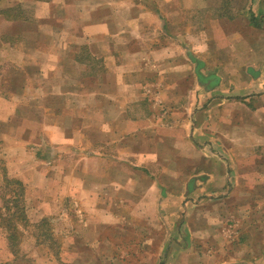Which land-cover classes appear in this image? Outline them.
Wrapping results in <instances>:
<instances>
[{
	"label": "crops",
	"instance_id": "1",
	"mask_svg": "<svg viewBox=\"0 0 264 264\" xmlns=\"http://www.w3.org/2000/svg\"><path fill=\"white\" fill-rule=\"evenodd\" d=\"M24 1L0 0V36L9 31L17 39L29 35V16L20 8ZM144 1L150 0L119 10L120 20L110 15L114 8H105L110 17L105 20L93 6L90 14L96 20L83 28L88 41L55 43L58 48L21 46L18 58L11 59L14 73L5 78L27 80L32 87H13L8 99L0 95V130L7 119L4 104L15 113L18 103L10 98L22 91L30 95L41 81L49 90L44 98L68 101L62 102L64 107L44 101V114L51 119L63 112L73 120L71 126L50 123L60 131L50 129L48 139L65 143L70 128L77 143L79 138L87 141L89 127L81 114L92 113L93 151L78 159L92 160L93 177L101 187L92 205L98 237L131 241L116 259L121 264H145L148 260L139 253L147 251L155 256L153 264H264L253 252L254 233L259 236L253 229L259 222L234 218L260 207L256 187L258 162L264 157V0H249L234 19L228 0ZM8 8L17 11L9 15ZM61 25L67 30V23ZM99 36L108 42L95 44ZM84 76L91 78L88 84L82 82ZM53 83L56 94L50 93ZM79 92L90 95L92 105L97 95L102 99L86 110L72 99ZM234 133L240 134L238 148L250 159L246 168L258 166L256 173L250 172L251 184L250 179L245 185L241 181L248 170L229 142ZM106 193L115 194L110 199L114 197L116 207L102 195ZM168 207L175 208L172 214ZM144 209L151 214L144 215ZM105 214L117 222L107 221ZM155 241H161L160 249L152 252ZM107 254L121 255L117 249Z\"/></svg>",
	"mask_w": 264,
	"mask_h": 264
},
{
	"label": "rangeland",
	"instance_id": "2",
	"mask_svg": "<svg viewBox=\"0 0 264 264\" xmlns=\"http://www.w3.org/2000/svg\"><path fill=\"white\" fill-rule=\"evenodd\" d=\"M7 1L9 3L11 0ZM139 2L140 0H132V2L130 0H28L27 2H21V11L26 16L27 14L29 16V26L25 29V31H29V35L26 34V39H17L12 37L9 31L7 33L9 35L0 36L3 39L0 40V71L3 69L2 77L0 76V95L4 99H8L11 97L9 95L11 92H8V90L13 89V87H32L27 80L19 81L18 83V81H13L12 79L9 81L10 79L5 78L7 75L11 78V74L14 73V71L10 72L16 68L13 66L15 63L11 59L18 58L16 51H19L21 46H27L28 43H31L37 49L48 44L58 48V45H54L55 43L64 42L66 46H70V44H77L80 40L83 42L88 41L90 38L85 36L86 32L83 28L85 27L84 25L93 19L94 21L96 20L90 14L93 6L99 8V15H101V19L104 18L105 20L109 17L108 13L105 12V8H114L115 12H113V15L110 13V15L112 17L116 15L117 20H120L121 17L118 16L120 14L119 10L127 8L129 10L128 6L132 3L133 8H138ZM147 2L145 4H151L152 0ZM154 2L153 0L152 4L155 5L156 2ZM228 2L233 8L232 18L234 19L239 17L235 12L245 9L249 0H228ZM16 11L17 9L8 8L7 13L13 15ZM229 18L231 17L229 16ZM65 23H67V30L63 29L61 25ZM232 23L235 25V22ZM108 39L106 36H99L95 40V44L104 43L105 45ZM37 54L38 52L35 51V55ZM80 55L85 56L82 53ZM102 78H105L104 73L101 75ZM88 79L91 78L84 76L82 82L88 84ZM40 83L42 86L39 87L40 89L36 88L37 92L34 89L33 92H30V95H26L22 91L23 95L16 96L17 99L10 98L12 102L18 103L15 113H9L7 108H10V105L4 104V116L7 119L6 121L4 120V129L0 130V213L7 214L5 206H13V201L9 196H11L10 193L14 189L10 185H5V182L2 181L4 173L9 178H18L23 185L24 193L21 199L25 206L24 216L30 225L27 227L18 226L22 234H20L18 243L16 242L17 245L13 246L11 241L7 240L8 232L6 228L3 227V224H0V264H4L5 262H8V264H121L117 260L123 257L124 253L121 252L123 248L129 247L131 241L121 240L113 242L98 237L100 233L97 234V231L94 230L95 225L93 227V224L96 223V218L93 216L95 210H93L92 205L93 201H96L95 196L97 194L95 190L101 187L97 185V178L93 177L92 160L81 159L79 161L78 159L79 157H83V155L86 157L88 153L90 155L91 151H93V138L91 136L93 116L92 113H88L87 109L97 106L102 96L97 95L94 105H92L91 96H86L85 92L72 95V99L75 97V100H73L76 101L78 106L87 110L81 114L83 116L81 120L89 127L86 130L87 139L85 138L88 142L81 143V139L79 138L77 143L76 132L68 128L66 129V133L64 132L65 136L69 138L68 141L65 143H55L50 137L49 139L47 138L48 132L52 128L55 131L60 130L51 124L60 121L62 124L71 126L73 120H70L62 111V116L58 117L59 112H57L55 117L51 116V119L44 114L42 110L44 101L47 105L54 107H64L62 102H65V105H67L68 101H57L56 97H53L54 95L51 98H48V95L44 98L45 94L49 92V90L46 91L48 85L46 83L43 84L44 81ZM51 88L54 89L53 92H50L51 94L58 93V87H56L55 83L52 84ZM60 90L62 92L66 91V89ZM97 93L104 96V92ZM95 116L98 118V114ZM243 135L246 134L243 133ZM239 136L240 134L235 135L234 133L229 137L231 147L236 145L237 149L242 146V144L237 145L239 143ZM261 148L264 149V146H261ZM237 153L243 158L241 160L244 166L243 170L249 171L246 172V177L242 176L243 173L241 174V181L245 185L247 179H250L251 170L255 171V168L258 166H255L254 160L255 165L251 169H247L246 167L250 165V159H247L248 155L245 153V150L238 148ZM261 156H264L263 151L261 152ZM258 163L260 176L257 179L258 184L256 188L260 192L259 194L257 193L260 196V207L256 208L253 213L244 212L243 215H236L234 218L241 219L245 217L249 223L251 220L255 223L256 221L259 222L257 228L254 227L253 229L255 232L259 230V236L254 233L253 252L260 254L257 259H260L258 261L263 263L264 157H260V162ZM255 180H253V185L257 183V180ZM248 183H252L251 179L248 180ZM14 191L20 192V189H15ZM102 195L110 199V196L112 197L115 194L106 193ZM112 200L110 199L111 205L116 207ZM174 206L176 207V205ZM166 209L172 214L171 212L175 208L168 207ZM142 211L144 215L151 214L149 210L144 209ZM202 211L206 215L205 212L207 210ZM223 211L226 214L229 212L228 210ZM105 215L107 217L104 219H107V221L117 222V218L112 215ZM222 216L224 217L223 212ZM42 221L46 222L43 223ZM39 222L43 223H41L40 228L35 227L34 224ZM225 229L227 230L226 227ZM223 233V236H229L228 232ZM101 234L105 239H108L106 233ZM96 235L97 238L95 237ZM249 242H251V236H249ZM160 244L161 241H155L151 244L152 252L155 250L159 251ZM11 247L18 253L17 256H13ZM110 249H117L121 255L118 258L109 256L107 251ZM139 254L144 257L143 259L148 260L145 264H153L154 255H151L148 251L145 253L140 252ZM140 257L136 256L135 258ZM130 259L131 261L133 260V258ZM251 259L252 257H249L248 260L250 261ZM159 260H162V258Z\"/></svg>",
	"mask_w": 264,
	"mask_h": 264
},
{
	"label": "trees",
	"instance_id": "3",
	"mask_svg": "<svg viewBox=\"0 0 264 264\" xmlns=\"http://www.w3.org/2000/svg\"><path fill=\"white\" fill-rule=\"evenodd\" d=\"M254 19L255 18H253V20ZM2 181L5 182V185L12 186L14 190L20 189V192H16L14 190L11 191L10 193L11 196L9 197H11L10 199L13 201V206H5L8 213L7 214L0 213V224H3L4 225L3 227L6 228L8 232L7 240H10L14 246L17 245L18 243L17 241H19L20 234H22L18 226L22 225V227H27L28 225H30L28 220L24 216L25 206L22 203V199H21V196H23L24 193V187L19 180L14 178H9L4 173L2 175ZM42 222L45 223L46 221H42ZM42 222L34 224V226L40 228V226L43 224ZM10 249L14 254L13 256L14 257L17 256L18 253L14 250V248L11 247ZM4 264H8V262H5Z\"/></svg>",
	"mask_w": 264,
	"mask_h": 264
}]
</instances>
